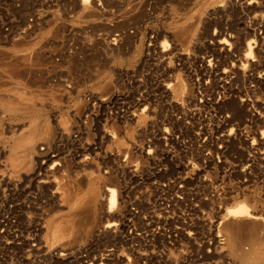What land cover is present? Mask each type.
I'll return each mask as SVG.
<instances>
[{"label": "built area", "instance_id": "2783aa9c", "mask_svg": "<svg viewBox=\"0 0 264 264\" xmlns=\"http://www.w3.org/2000/svg\"><path fill=\"white\" fill-rule=\"evenodd\" d=\"M84 1L0 0V52L9 57L17 49L26 56L46 52L45 80L73 95L81 83L78 62L103 47L118 49L125 34L98 30L95 24L79 25L83 12L96 8L106 14L104 25L113 26L107 21L112 13L105 0ZM23 2L37 3L25 14ZM75 2L79 8L72 6ZM253 4L227 0L209 16L218 18L225 5L236 7L245 18V31L252 30L247 19ZM165 41L152 34L137 68L114 72L107 78L106 93L85 89L82 110L75 111L70 127L59 132L61 173L66 176L68 165H73L71 174L78 181L87 168L91 169L85 178L100 175L102 211L114 221L105 218L81 237L54 241L50 213L59 211L61 218L69 214L68 190L51 189L28 176L20 181V175L17 180L9 172L2 177H7V184L13 182L14 189L4 188V199L0 198V264L222 263L225 200L218 167L232 138L224 130L232 126L242 133L243 128L247 139L249 125L241 127L232 113L208 107L220 104V94L199 93L190 102L189 94L157 93L160 59L165 61L178 45ZM179 48L182 58L191 59L189 51ZM214 66L201 64L192 80L218 82L222 75ZM97 77L82 81L100 82ZM218 144L220 151L213 149Z\"/></svg>", "mask_w": 264, "mask_h": 264}, {"label": "rangeland", "instance_id": "374dc122", "mask_svg": "<svg viewBox=\"0 0 264 264\" xmlns=\"http://www.w3.org/2000/svg\"><path fill=\"white\" fill-rule=\"evenodd\" d=\"M226 1L105 0V5L111 9V19L107 21L113 24L112 27L104 25L106 14L99 9L84 11L79 25L95 24L98 30L109 33L122 31L125 34L123 44L118 49L103 47L78 62L76 73L81 83H78L73 95H67L68 91L63 92L60 85H52L45 80L42 66L48 61L46 52L36 51L32 56H26L27 53L17 49L10 57L8 53L0 52V191L4 188L14 189L13 182L7 184V177L6 180L2 177L8 176L9 172L17 180L19 175L20 181L26 176L37 178L44 185L59 191V132L61 128L70 127L75 111L82 110L81 93L85 89L102 93L109 91L107 78L121 68L136 69L148 39L154 34L159 41L178 44L176 47L173 45V52L166 56L165 61L160 59L155 85L157 93L189 94L190 102L199 93L220 94V104H210L208 107H219L232 113L241 127L249 125L246 128L249 134L247 139L243 128L242 133L237 127L232 130V126L224 130L232 138L230 145L224 147L223 162L218 167L225 200L221 212L225 236L221 264H264V0H253V8L247 19L253 29L247 31L244 29L245 18L236 7L225 5L218 18L209 16L220 3L225 4ZM36 3L23 2V13L28 14ZM72 6L80 7L77 2ZM119 15L120 19L117 18ZM59 22H62L61 19ZM164 45H167L166 41ZM180 45L186 52L189 51L191 59L187 60L186 56L182 58ZM180 58L182 61L179 62ZM211 59H214L213 62ZM210 63L215 64L214 69L217 68L222 75L221 80L194 82L192 73L202 69L201 64L203 68H209ZM94 75H98L101 81H82ZM218 100L216 97L214 103ZM20 138H26L29 144L21 152L27 157L20 154L24 161L22 165L17 163L18 166L9 160L8 146ZM213 149L220 151L219 144ZM232 155L238 160H233ZM166 163L163 160L162 164ZM234 163H238L236 169ZM67 169L70 174L74 171L73 165H68ZM90 169L81 172L83 174L79 181L71 174L66 187L72 208L73 204L84 203L91 191L96 192L93 205L96 210L95 223L87 232L96 228L105 218L109 222L115 219L114 216H105L102 211L100 175L94 177L89 174L85 178ZM54 170L57 171L54 173ZM35 185L36 182H33L32 186ZM2 195L3 191L0 198L4 199ZM243 203L252 214L260 217V223L250 225L248 221L243 222V236L238 243H234L230 230L236 220L227 216V210ZM73 212L71 209L66 217ZM3 214L5 218L9 216L7 212ZM50 214L52 235L53 223L63 217H59V211Z\"/></svg>", "mask_w": 264, "mask_h": 264}, {"label": "bare ground", "instance_id": "6f19581e", "mask_svg": "<svg viewBox=\"0 0 264 264\" xmlns=\"http://www.w3.org/2000/svg\"><path fill=\"white\" fill-rule=\"evenodd\" d=\"M84 2H86V0ZM81 7L83 9L86 8V7H83V6H81ZM28 142H29V140H28ZM28 142H27L26 138L25 139L24 138H20L19 140L14 141L13 143H11V145L8 146L10 148L9 149L10 155L8 157H9V160L11 162H13L14 164H17V163L21 164L24 161V159L22 158V156L20 154H22V155L25 154L24 152L23 153H21V152H22L23 149H25L27 147V144H29ZM23 157L26 158L27 154H25V156H23ZM19 164H17V165L19 166ZM58 170H59L58 172H59L60 178H61L60 181H59V189L60 188L61 189H67L68 188L67 185H68V182H69V178H71L72 176H71L70 173H67L66 176L61 174L60 171H62V168H60V167H59ZM56 171L54 170V173ZM50 172L51 171H49L48 173H50ZM73 177H75V175ZM74 183H75V181H74ZM95 199H96V192L95 191H91L90 194L88 195L87 200L84 203L73 204L72 210H74V212L72 214H70L69 216H67L65 218L63 217L62 219H56L55 222L53 223V228H52L53 232H52V235H51L52 239L54 241H62L64 239H67V240L71 239L72 240L73 238L81 237L82 235L87 233L89 228L95 223L96 210L94 208L95 206H93V205H95ZM112 208H113V205L110 206V210ZM227 216H230V217H232V218H234L236 220V222H235L236 224L235 225L233 224L232 228L229 227V228H231V230H230V232H232L231 238H233L234 243H238L239 240H240V237L242 235L241 233H243L242 231L244 230L243 222L248 221V222H250V225H251V223L252 224H255V223L259 224L260 223V217H258L257 215L252 214L250 208L244 203L243 204H239L236 208H229L227 210ZM248 222H246V223H248ZM250 225L248 224V226H250ZM263 230H264V228H263ZM228 231H229V229H228ZM230 232H228V234ZM258 234H260V233H258ZM263 234H262V237L264 236ZM259 241H261V240L259 239Z\"/></svg>", "mask_w": 264, "mask_h": 264}]
</instances>
